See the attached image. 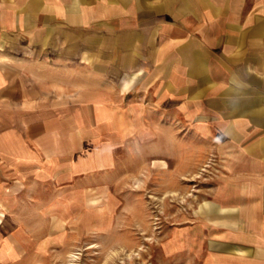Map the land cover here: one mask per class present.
<instances>
[{
  "label": "crops",
  "instance_id": "0c3cea01",
  "mask_svg": "<svg viewBox=\"0 0 264 264\" xmlns=\"http://www.w3.org/2000/svg\"><path fill=\"white\" fill-rule=\"evenodd\" d=\"M134 96L194 123L215 166L137 263L264 264V0H0V261L116 229Z\"/></svg>",
  "mask_w": 264,
  "mask_h": 264
},
{
  "label": "rangeland",
  "instance_id": "374dc122",
  "mask_svg": "<svg viewBox=\"0 0 264 264\" xmlns=\"http://www.w3.org/2000/svg\"><path fill=\"white\" fill-rule=\"evenodd\" d=\"M121 105L139 110L133 109L125 119L133 132L116 152L121 176H115L110 187L118 207L116 229L80 237L66 234L63 246L48 250L41 261L27 256L25 262L0 264H141L137 261L151 258L153 244L165 237L168 226L190 220L211 188L213 153L189 130L194 123L184 120L179 111L169 119L151 113L150 96L145 102L134 96ZM152 127L159 129L154 136L147 132ZM169 128L175 129V136L168 134Z\"/></svg>",
  "mask_w": 264,
  "mask_h": 264
}]
</instances>
